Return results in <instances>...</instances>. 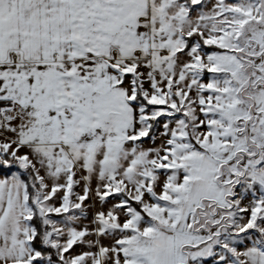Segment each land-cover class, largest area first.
Wrapping results in <instances>:
<instances>
[{"label": "rangeland", "instance_id": "1", "mask_svg": "<svg viewBox=\"0 0 264 264\" xmlns=\"http://www.w3.org/2000/svg\"><path fill=\"white\" fill-rule=\"evenodd\" d=\"M147 1L102 6L98 37L85 41L105 67L90 57L89 74L76 69L52 137L12 155L38 178L63 263L35 251L25 261L34 210L17 168L23 187L0 182V263L145 264L164 233L177 264H264V0ZM195 31L223 50L196 40L183 50ZM207 184L224 195L188 202Z\"/></svg>", "mask_w": 264, "mask_h": 264}, {"label": "crops", "instance_id": "2", "mask_svg": "<svg viewBox=\"0 0 264 264\" xmlns=\"http://www.w3.org/2000/svg\"><path fill=\"white\" fill-rule=\"evenodd\" d=\"M113 2L117 0H0V100L11 101L0 111L4 117L0 120V156L28 152L47 142L42 136L50 138L54 133L50 125L57 119L56 109L62 103L59 89L64 102L73 84L69 76L79 68L89 74L90 57L95 60L94 69L100 63L105 67L100 53L90 56L86 41L98 37L97 13ZM76 139L80 143L86 137ZM12 181L23 187L20 176L0 173V182H6L8 191ZM215 186L200 185L188 202L195 204L203 198L224 195L223 188ZM30 218L25 214L23 220ZM162 236L148 246L145 264H177L168 236ZM31 251L44 260L37 250L29 249L25 261Z\"/></svg>", "mask_w": 264, "mask_h": 264}, {"label": "trees", "instance_id": "3", "mask_svg": "<svg viewBox=\"0 0 264 264\" xmlns=\"http://www.w3.org/2000/svg\"><path fill=\"white\" fill-rule=\"evenodd\" d=\"M200 7V6H199ZM197 41L200 47L206 51H222L223 48L214 45V44H207L199 34V32L195 31L185 37V45L183 47V50H188L189 47L194 43V41ZM137 99H139L144 104L150 106V107H160V105L157 104H149L142 96L141 90L138 88L136 93ZM11 101L8 99H1L0 100V106L6 105V103H10ZM253 118V107L250 105V111L249 115L245 118H239V122L242 121V123L245 125V123H248ZM155 120H152V125L154 124ZM244 129V128H243ZM152 129L149 130V133H152ZM244 134L246 136L247 142H251L250 138L247 136L246 130H244ZM198 147V146H197ZM6 159V164L0 163V173L4 175H8L9 172L17 168L19 169L21 173L22 179L26 183V190L28 194V203L34 210L33 215L29 219V222L34 227V234L32 238L30 239V245L37 250L42 258H46L51 262H60L63 263L62 260L58 257L56 250L52 243L49 240L48 237V230H49V224L46 220L47 213H41V207L38 204L39 194L41 191V186L38 181L37 176L35 175V172L33 168L28 164L24 162H20L18 159H16L13 156H4ZM13 163H15L13 165ZM123 196L127 199L129 204H131L143 217L145 218H152L143 208L141 202L139 200L133 199L129 195L123 193ZM206 198L201 199L200 203L202 204ZM52 216H62L64 213H50ZM153 219V218H152ZM154 220V219H153ZM155 221V220H154Z\"/></svg>", "mask_w": 264, "mask_h": 264}, {"label": "built area", "instance_id": "4", "mask_svg": "<svg viewBox=\"0 0 264 264\" xmlns=\"http://www.w3.org/2000/svg\"><path fill=\"white\" fill-rule=\"evenodd\" d=\"M3 119H4V117L2 115H0V120H3Z\"/></svg>", "mask_w": 264, "mask_h": 264}, {"label": "water", "instance_id": "5", "mask_svg": "<svg viewBox=\"0 0 264 264\" xmlns=\"http://www.w3.org/2000/svg\"><path fill=\"white\" fill-rule=\"evenodd\" d=\"M15 164V163H14ZM41 213H43L42 209L40 210Z\"/></svg>", "mask_w": 264, "mask_h": 264}]
</instances>
